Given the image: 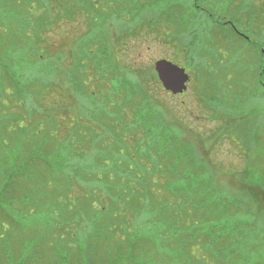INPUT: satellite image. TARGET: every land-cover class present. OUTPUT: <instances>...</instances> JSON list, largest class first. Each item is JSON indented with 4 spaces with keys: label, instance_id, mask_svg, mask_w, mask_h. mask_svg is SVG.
<instances>
[{
    "label": "rangeland",
    "instance_id": "1",
    "mask_svg": "<svg viewBox=\"0 0 264 264\" xmlns=\"http://www.w3.org/2000/svg\"><path fill=\"white\" fill-rule=\"evenodd\" d=\"M87 1L0 0V47L10 44L17 57L0 61V264H108L125 239L123 221L108 214L117 199L107 179L121 183L128 173L108 148L120 151L112 141L132 115L99 61L142 67L138 76L124 69L125 77L137 85L146 79L147 106H155L183 142L184 160L199 182L211 175L232 198L249 191L242 178L252 170L256 180L263 176L264 193V0H93L96 7ZM18 45L42 57L20 55ZM158 60L185 69L184 92L154 85L161 84ZM14 155V163L30 157L36 166L32 161L28 174L20 172L3 189ZM161 171L156 196L166 180ZM259 193L255 221L264 210ZM192 205L183 206L189 214ZM142 215L135 250L153 255L152 264H226V253L217 251L224 243L211 254L205 249L200 237L206 232H181L180 225L177 234L167 229L166 237L150 240L159 235ZM126 218L131 222L130 212ZM180 237L187 240L184 249ZM241 258L236 254L239 264ZM254 261L250 252L246 264Z\"/></svg>",
    "mask_w": 264,
    "mask_h": 264
},
{
    "label": "trees",
    "instance_id": "2",
    "mask_svg": "<svg viewBox=\"0 0 264 264\" xmlns=\"http://www.w3.org/2000/svg\"><path fill=\"white\" fill-rule=\"evenodd\" d=\"M23 1L28 2L29 0ZM94 2L96 1L94 0ZM94 2L93 0H89L87 4L96 7L95 4L97 3L94 4ZM194 5L196 6L195 3ZM217 23L218 22H216V24ZM3 45L4 44H2L1 47H4ZM1 47V62H10L14 57L17 58L15 54H12L15 48L10 44H7L5 46L6 48L2 49L3 51ZM187 48L189 50L187 57L189 58L192 46H187ZM17 49L20 51L23 50L19 45ZM33 50L34 49H30V51H27L25 49L20 52V55H31L35 59L42 57L41 55L37 57L36 52ZM21 58L23 57L21 56ZM3 65L8 68L6 64ZM105 65V63L99 61L97 67H103L106 74H112V76H114L111 78L112 82L114 81L113 87L116 96L121 97L122 104L130 105L129 109L132 115V124L130 123L128 128L120 127V135H116V140L112 141L114 146L115 144H119L118 147L120 151L111 152L110 147L108 148L109 153L114 155L115 158L120 156L121 160L125 161L123 165L127 168L125 172L128 173V177L124 178V182L121 181V183H119L120 181L116 182L117 179L113 183L110 182L112 181V177L107 179L108 184L110 186L113 185V189L110 187L109 190H113L115 194L114 199H117L116 202H114L115 209L108 210V214L109 216L114 215V218L121 219L123 221V226L127 229L125 231V239L120 238L119 245L116 246L113 258L110 257L106 263L152 264L154 261V259H152L153 255L150 254L151 258H149L146 257L144 253H138V248L135 250L136 243H134L140 237L138 232L145 223L144 221L140 222L139 217L146 213L149 216L148 221H150V224H154L153 229L159 235L156 239L151 238L150 240H157L160 236L166 237L168 235L167 229L177 234L180 225L182 226L181 232L185 231V233L193 227V229L196 228V231L206 232L205 236L200 238L203 239L202 242H205L203 245L207 251L212 249V246L217 248L219 243H224V245L219 246L217 251L218 253H226V264H239L236 259V254H242L241 259L243 261H241L240 264H246L250 252L254 254L255 257V261L251 264H264V210L262 212L260 211V219L256 221L254 220L256 211H252L255 206H258L257 193L260 192L259 194H261L264 199V193H262L263 183H258L260 180H263V176H259L256 180V176L253 174L252 170H247L244 174L246 177L243 176L242 181H244V185L250 187L249 191L232 195V198L226 196L218 189L216 184L212 181L213 179H210L212 178L211 175L206 182H199L196 177H193V169L195 167L192 165V169L190 164L184 160L186 159L184 156L186 149L184 145L181 144L183 142L181 140V143L179 142L177 135L171 130V126L162 120L155 106L154 108L147 106V104L151 103L152 96H149L150 93L146 88V79L141 81L139 85L136 83L129 84L125 77L124 70L128 67H119L117 62L112 63V59L109 60L107 67H104ZM128 69L134 71L137 76L140 75L138 72L143 71L141 66L139 68ZM125 81H127V83H123ZM154 85L159 88L161 86L158 81H154ZM126 140L129 141V143H125ZM120 142H123L125 145H120ZM122 156L124 159L127 158V160H124ZM18 157L19 155L17 157L16 155L12 157L11 170L6 177L7 181L3 184V189L12 186L15 175L20 172H23L25 175L28 174L30 170L28 168H30L32 161L34 166H36L34 163L35 160L30 157L23 159L24 162H20V159V163H14V159L16 158L18 160ZM16 159L15 162H17ZM100 159L105 160L104 157ZM128 161L129 165L127 164ZM45 163L50 166V162H48L47 159H45ZM165 164H167L170 169H168V166L166 167ZM177 168L180 171H178ZM185 169L189 170V172L185 171ZM161 170L166 172V175L163 174L166 180L162 182V194L158 192L159 195L156 196L155 191L158 190L154 189V187L158 186V183L162 181L158 180L156 176H160L159 172ZM178 182L181 183V188L178 186ZM254 189H258L257 191L259 192L254 193ZM146 193L149 195L147 199ZM191 203L193 204V210L190 211L189 214L183 206ZM118 208L121 209L119 213L117 212ZM128 211L132 216L131 222L126 218L127 213L129 214ZM176 211H182L184 213L179 214L180 212L176 213ZM103 212L107 214L105 208H103ZM184 215L192 217L195 224L188 226L186 224V219L183 218ZM181 218L183 219L181 220ZM197 218L200 219V223H196ZM125 220H127L126 224L124 223ZM174 221H176L177 224H175ZM110 226L115 230L118 225L111 223ZM123 226H120V228ZM206 238H208L207 241L204 240ZM177 239L178 237L176 236V241ZM180 239L181 248L184 249L188 245V243H186L187 240L185 239V241L184 237H180ZM124 242L126 243L123 245ZM144 243L149 245L150 242L146 241ZM195 243H197V241ZM209 253L211 254L210 251ZM142 254L144 256H142ZM163 254L159 255L161 259ZM179 255V252H172L174 258ZM232 259L235 261L232 262ZM162 263L167 264V261L163 259ZM153 264H158V261H155Z\"/></svg>",
    "mask_w": 264,
    "mask_h": 264
},
{
    "label": "water",
    "instance_id": "3",
    "mask_svg": "<svg viewBox=\"0 0 264 264\" xmlns=\"http://www.w3.org/2000/svg\"><path fill=\"white\" fill-rule=\"evenodd\" d=\"M154 70L162 87L171 94H180L186 90L189 76L185 69L167 60L154 63Z\"/></svg>",
    "mask_w": 264,
    "mask_h": 264
},
{
    "label": "flooded vegetation",
    "instance_id": "4",
    "mask_svg": "<svg viewBox=\"0 0 264 264\" xmlns=\"http://www.w3.org/2000/svg\"><path fill=\"white\" fill-rule=\"evenodd\" d=\"M222 25L224 24V25H226V24H230V23H228V22H222L221 23ZM240 37H242L243 39H245V37L239 32V31H235ZM246 40V39H245Z\"/></svg>",
    "mask_w": 264,
    "mask_h": 264
}]
</instances>
